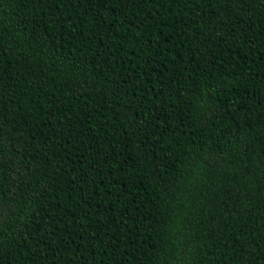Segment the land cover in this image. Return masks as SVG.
I'll list each match as a JSON object with an SVG mask.
<instances>
[{
    "label": "trees",
    "instance_id": "trees-1",
    "mask_svg": "<svg viewBox=\"0 0 264 264\" xmlns=\"http://www.w3.org/2000/svg\"><path fill=\"white\" fill-rule=\"evenodd\" d=\"M0 264H264V0H0Z\"/></svg>",
    "mask_w": 264,
    "mask_h": 264
}]
</instances>
